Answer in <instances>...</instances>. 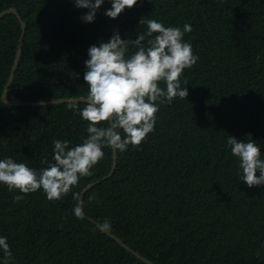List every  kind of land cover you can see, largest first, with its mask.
Returning a JSON list of instances; mask_svg holds the SVG:
<instances>
[{"label": "trees", "instance_id": "trees-1", "mask_svg": "<svg viewBox=\"0 0 264 264\" xmlns=\"http://www.w3.org/2000/svg\"><path fill=\"white\" fill-rule=\"evenodd\" d=\"M109 7L105 0L95 21L83 23L87 10L72 0H0V12L15 8L27 25L9 100L86 95L89 46L106 42L113 30L134 40L146 31L138 24L143 16L191 25L183 38L198 60L180 77L187 97L161 104L154 131L117 151L113 176L83 198L94 197L86 219L73 215L72 194L110 174L108 147L91 175L60 199L50 201L38 189L15 201L18 190L0 184V235L8 238L10 264H145L96 230L93 221L104 218L112 234L155 264H264V188L241 183L226 144L228 135L247 140L250 134L264 152V0H138L116 19L103 15ZM21 33L15 15L0 20V97ZM85 128L66 104H4L0 158L39 170L51 161L54 139L79 143Z\"/></svg>", "mask_w": 264, "mask_h": 264}, {"label": "clouds", "instance_id": "clouds-1", "mask_svg": "<svg viewBox=\"0 0 264 264\" xmlns=\"http://www.w3.org/2000/svg\"><path fill=\"white\" fill-rule=\"evenodd\" d=\"M72 3L77 9L87 10L81 21L92 23L105 0H72ZM108 3L110 7L103 15L116 19L138 0H108ZM143 17L138 24H146V31L136 33L134 40L121 39L119 32L113 30L106 42L100 40L87 49L83 74L86 95L64 100L86 122V135L79 143L54 139L51 161H43L47 166L39 170L10 156L0 158V184L19 193L13 200L19 201L23 199L21 194L38 189L50 201L60 199L82 177L91 175V169L104 157L105 147L125 152L130 145H140L154 131L160 105L171 103L174 97H187V88L181 85L180 77L198 60L192 44L183 38L191 31V25L185 23L181 29ZM130 44L134 51L130 50ZM161 83L164 87L159 86ZM4 95L5 92L0 97V107L4 106ZM78 101L84 102L82 108L78 107ZM246 137L247 140H237L228 135L226 140L237 163V176L248 187L264 188V152L250 134ZM72 195L73 215L86 219V204L94 197L85 201L79 192ZM110 227L109 219L104 218L96 230L107 232ZM7 239L0 235V264H10L12 258Z\"/></svg>", "mask_w": 264, "mask_h": 264}, {"label": "water", "instance_id": "water-1", "mask_svg": "<svg viewBox=\"0 0 264 264\" xmlns=\"http://www.w3.org/2000/svg\"><path fill=\"white\" fill-rule=\"evenodd\" d=\"M10 14H13V15H15L18 18V20H19V22L21 24L22 33H21L19 44H18L17 53H16V59H15V62L13 64L11 75H10V78H9V80H8L6 86H5V89H4V92H5L4 104H6L8 106H12V107H40V106H53V105L66 104V101H64L65 98H60V99H57V100H50V101H43V104H41L39 102H20V103H18V102H13V101L9 100V97H8L9 90H10V87H11L13 81H14L16 71H17L18 66L20 64L21 55H22V52H23L24 37H25V34H26V30H27L26 23L23 21L22 17L20 16V14L18 13L17 9H15V8H10V9H7L5 11L0 12V20L3 17H5L7 15H10ZM78 103H84V102L83 101H78ZM112 152H113V163H112V168H111L110 174L107 177H105L104 179H102V180H99L97 182H94V183H91V184L87 185L80 193L81 194V198H84L85 194L87 192H89L97 184H100L101 182H103V181H105L108 178L113 176V174L115 173L116 168H117L118 155H117V151L112 150ZM93 223H95L96 225L98 224L95 221H93ZM103 233H105L111 239L115 240L123 249H125L127 252H129L132 255H134L137 259L141 260L143 263H145V264H155V263L151 262L150 260H148L147 258H145L142 255H140L139 253L133 251L132 248H130L128 245H126L121 239H119L116 235L112 234L110 231L103 232Z\"/></svg>", "mask_w": 264, "mask_h": 264}]
</instances>
